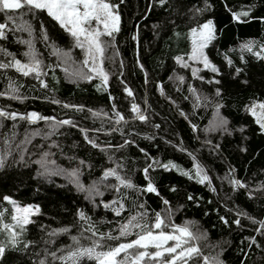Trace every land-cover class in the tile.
Masks as SVG:
<instances>
[{"label":"trees","instance_id":"trees-1","mask_svg":"<svg viewBox=\"0 0 264 264\" xmlns=\"http://www.w3.org/2000/svg\"><path fill=\"white\" fill-rule=\"evenodd\" d=\"M108 2L119 31L101 37L95 64L46 11L9 13L15 24L0 12V64H31L28 52L39 61L28 75L0 68V264H72L70 252L107 253L174 227H187L195 238L184 247L199 249L177 264H264V129L250 110L264 103V0ZM209 21L216 72L191 60L192 29ZM25 23L31 34L15 30ZM9 201L34 210L30 223L16 226ZM140 251L115 259L132 264ZM76 264L99 262L80 255Z\"/></svg>","mask_w":264,"mask_h":264},{"label":"snow or ice","instance_id":"snow-or-ice-1","mask_svg":"<svg viewBox=\"0 0 264 264\" xmlns=\"http://www.w3.org/2000/svg\"><path fill=\"white\" fill-rule=\"evenodd\" d=\"M164 0H161L163 3ZM117 6L112 5L108 0H0V12L5 13L6 19L8 22L15 24V20L18 18L9 13H14L17 10L25 9L26 11L23 14L35 13L36 11H46L47 15L50 16L53 20L57 21L61 28L67 31L75 41L76 47L85 49L89 56L92 57L93 64H95V58L97 55L101 56L104 52L103 42L101 37L108 36L113 37V33L119 31V15L115 12ZM247 15V13H243ZM239 19V15L235 17ZM8 27L6 23H0V39L5 37V29ZM15 30H27L31 34V26L27 23L18 25ZM193 36V49L191 59L193 60H202L206 68L210 67L213 72H216L217 69L210 65L207 57L203 55V49L207 46V43L213 38V26L211 22L204 24L199 31L197 29H192ZM47 37L45 36V39ZM29 45L31 48V41H23ZM249 51H251L250 46H246ZM2 51V50H0ZM26 56H32L31 64H22L19 60H13L9 64H0V68L15 67L17 71L22 72L24 75H28L30 72H38L39 61L34 59V55L31 52L25 53ZM85 64H88V60L84 61ZM187 67V65H183ZM90 72H97L98 75L103 77L104 83L107 82V76L104 74L103 69H97L92 67ZM195 74V70H193ZM88 79H92L91 75H87ZM182 79V78H181ZM131 95V92H129ZM67 107V105H66ZM257 106H253L250 109L254 116L257 117L256 122L264 129V103L259 104L258 107L261 109L260 114L258 115L255 111ZM133 111H136L135 106ZM6 113L0 111V116H5ZM11 119H15L16 115L12 114ZM26 119L35 122L36 120L45 119L44 117L38 116L36 113H31ZM122 119V117H121ZM139 119L143 120L145 117L143 115L139 116ZM62 124H68L70 121H62ZM167 167V165H165ZM187 174V173H185ZM115 175V172L105 173V176ZM117 179L120 180L121 184L125 187H131V184L122 180L117 176ZM204 177L201 179V183L204 182ZM239 183V182H236ZM147 191L153 192L155 189L151 184L148 185ZM8 200V197L4 198ZM14 205L16 215L12 217L16 221V226L23 228V225L30 223L29 216L33 214V209L31 207H19L15 205L14 201H9ZM107 206V205H106ZM39 212L37 208L35 210ZM81 219H85L84 214H80ZM133 220L136 217L132 218ZM239 223V221H236ZM163 225V221L157 217V222L154 225L155 228L160 229ZM131 226V221L129 225H125L121 230V235L128 234V228ZM139 227V225H136ZM5 230L8 231L9 240L12 244L17 242V233L8 229V226H5ZM60 231L66 232L67 229H62ZM173 233L176 234H165L160 232L158 235L154 234L151 230L147 231L143 235H139L138 239L127 243L121 244L119 247L104 253H96L95 247L84 249L82 252L77 250L70 252L66 260L72 261V264H76V258L80 255H88L89 257L95 255L99 264H124L123 261H117L115 258L121 253L124 252L126 255L129 249L139 248L144 249L145 251H140L132 259V264H140L145 257H150L151 259H157L162 257L165 253H168L171 256V259L167 264H177V261H183L186 257H191L193 254H199V249L196 247H187L184 245L188 243V240L194 239L193 234L187 229V227H174ZM111 238V237H110ZM75 241L76 238L73 237ZM168 241H175V244L172 246L165 247ZM149 246H152L157 249L154 253L147 252ZM162 249V251H161ZM179 249V251H178ZM5 250L3 245H0V254ZM174 254V255H173ZM207 264V258H205Z\"/></svg>","mask_w":264,"mask_h":264},{"label":"rangeland","instance_id":"rangeland-1","mask_svg":"<svg viewBox=\"0 0 264 264\" xmlns=\"http://www.w3.org/2000/svg\"><path fill=\"white\" fill-rule=\"evenodd\" d=\"M200 30V29H199ZM199 30H197V31H199ZM208 44V43H207ZM203 55L205 56V57H207L206 56V51H205V47H204V49H203ZM191 56H192V54H191ZM194 63H200V64H203V66H204V63H203V61L202 60H193V59H191ZM209 61V60H208ZM209 63H210V61H209ZM210 65H211V63H210ZM205 67V66H204ZM206 68V67H205ZM136 108V111H138L139 112V108L136 106L135 107ZM255 111H256V113L259 115L260 114V112H261V109L257 106L256 108H255ZM257 119V118H256ZM42 169H43V173H46L44 170H48V168H47V166H45L44 164L42 165V167H41ZM29 207V206H28ZM23 208V207H22ZM33 212H34V210H33ZM154 234H159L160 232H153ZM165 234H174V233H166V232H164ZM176 235H178V233H176ZM136 239H138V238H136ZM135 239V240H136ZM170 242L171 241H168L167 242V244L165 245V247H168V246H172V245H174L175 243H172V244H170ZM150 247V246H149ZM152 247V246H151ZM161 251H162V249H161Z\"/></svg>","mask_w":264,"mask_h":264}]
</instances>
